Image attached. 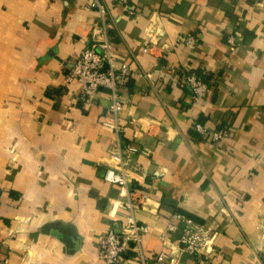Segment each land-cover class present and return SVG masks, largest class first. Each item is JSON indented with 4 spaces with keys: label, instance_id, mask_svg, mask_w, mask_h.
Masks as SVG:
<instances>
[{
    "label": "crops",
    "instance_id": "0c3cea01",
    "mask_svg": "<svg viewBox=\"0 0 264 264\" xmlns=\"http://www.w3.org/2000/svg\"><path fill=\"white\" fill-rule=\"evenodd\" d=\"M130 4L134 16L109 5L102 20L88 0H0V264H103L99 241L121 219L102 179L115 147L101 124L109 96L76 103L64 76L104 34L134 75L121 122L124 147L138 148L125 152L126 173L148 199L136 213L150 230L143 250L174 252L178 233L164 244L158 235L179 214L214 234L212 264H262L264 0ZM231 32L242 38L233 49ZM181 69L210 76L203 98L177 85ZM193 122L227 136L195 139ZM120 264L136 263L129 254Z\"/></svg>",
    "mask_w": 264,
    "mask_h": 264
},
{
    "label": "built area",
    "instance_id": "2783aa9c",
    "mask_svg": "<svg viewBox=\"0 0 264 264\" xmlns=\"http://www.w3.org/2000/svg\"><path fill=\"white\" fill-rule=\"evenodd\" d=\"M130 1L88 0V4L99 13L102 20H105L106 8L109 5L120 7L129 17L134 16L136 12ZM224 36L229 49L236 47L242 40L241 35L235 32ZM181 41L188 50H193L199 38L198 35H191ZM148 50L149 48L145 47L142 51L147 53ZM133 76L127 61L118 60L112 42L106 34L100 42H92L83 47L73 59L71 66L66 69L64 76L65 87L76 86L71 88L73 101L76 103L91 100L101 90H106L109 96V106L101 124L112 131L115 147L109 151V164L102 179L117 189L121 219L113 229H109L101 237L97 256L103 264H120L129 254L136 264H182L180 257L184 255L193 258L196 264H212L210 257L214 253V234L204 226L179 214H172L158 235L159 241L164 244L169 240V235L178 233L174 252L163 249L156 254H148L142 248V238L150 234V230L137 221L136 213L145 209L148 199L145 193L134 186L126 173L128 169L125 152H135L138 148L131 144L124 147L123 136L126 127L121 122L124 100L120 92ZM176 83L186 89L196 100L203 98L210 86L209 83L185 69L179 70ZM70 128V125H66V129L70 130ZM191 128L203 140H209L215 144L227 136L223 131L209 133L204 126L195 122L191 124ZM262 225L264 236V215ZM262 264H264V258Z\"/></svg>",
    "mask_w": 264,
    "mask_h": 264
},
{
    "label": "trees",
    "instance_id": "16d2710c",
    "mask_svg": "<svg viewBox=\"0 0 264 264\" xmlns=\"http://www.w3.org/2000/svg\"><path fill=\"white\" fill-rule=\"evenodd\" d=\"M192 73H194L196 76H198V77H200L202 80H204L205 82H207L209 79H210V76H205V75H203L202 74V72L201 71H194V72H192ZM200 123V122H199ZM202 126H204V124L203 123H200ZM205 127V126H204ZM190 135L193 137V138H195V139H199L200 138V136L196 133V132H194V130L191 128V130H190Z\"/></svg>",
    "mask_w": 264,
    "mask_h": 264
}]
</instances>
